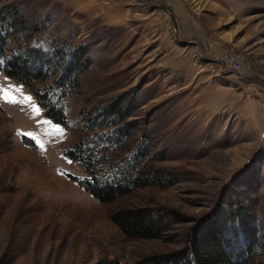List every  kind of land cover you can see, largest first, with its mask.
Listing matches in <instances>:
<instances>
[{"label": "rangeland", "instance_id": "obj_1", "mask_svg": "<svg viewBox=\"0 0 264 264\" xmlns=\"http://www.w3.org/2000/svg\"><path fill=\"white\" fill-rule=\"evenodd\" d=\"M0 89V264H164L236 211L264 264V0H0Z\"/></svg>", "mask_w": 264, "mask_h": 264}, {"label": "trees", "instance_id": "obj_2", "mask_svg": "<svg viewBox=\"0 0 264 264\" xmlns=\"http://www.w3.org/2000/svg\"><path fill=\"white\" fill-rule=\"evenodd\" d=\"M8 61L6 64V69L4 70L8 75L16 77L22 82L31 83L32 72L28 74L25 70L26 68L19 63V61L14 60ZM31 76V77H30ZM117 111L118 115L116 122H120L124 119L125 114H123V110L117 106L113 107V110L108 112V114H112L113 111ZM53 108H49L46 112L47 116H53L54 119L58 122H62L60 118H58L57 114L52 112ZM97 194V193H96ZM104 199V198H103ZM142 214L137 210H129L124 209L123 211H118L113 215V219L121 225V227L126 230L131 229L135 232H140L145 230L144 226L141 222H139V218L141 219ZM216 217V218H215ZM215 217L209 218L199 224L196 229L192 227V231L190 232L189 242L184 248L183 251L175 252L171 254L167 260L168 263L164 264H178L179 261H183L184 264H243L241 261V255L238 254L234 249H228V241H227V233H231L224 228V226L231 222L232 219H239L241 215L238 211L232 212L228 217L223 213L219 215V219L217 220V215ZM245 216H242L240 225L245 226V229L241 230L242 233L247 235V237L251 240L256 238V232L253 229L249 228V225H246ZM231 227V226H230ZM241 233V234H242ZM191 255V259H187V257ZM160 264V263H159Z\"/></svg>", "mask_w": 264, "mask_h": 264}, {"label": "built area", "instance_id": "obj_3", "mask_svg": "<svg viewBox=\"0 0 264 264\" xmlns=\"http://www.w3.org/2000/svg\"><path fill=\"white\" fill-rule=\"evenodd\" d=\"M220 60L221 61H225L226 63H228L230 65V67L234 71H238L241 68V65H242V63H241L240 60H238L237 58H235L234 56H232L228 52H225L224 55L222 56V58Z\"/></svg>", "mask_w": 264, "mask_h": 264}, {"label": "snow or ice", "instance_id": "obj_4", "mask_svg": "<svg viewBox=\"0 0 264 264\" xmlns=\"http://www.w3.org/2000/svg\"><path fill=\"white\" fill-rule=\"evenodd\" d=\"M0 91H3V89H0ZM25 99H28V100H30L31 99V97H25ZM14 102V101H13ZM36 111H37V114L39 113V110L38 109H36ZM28 135H31L30 133L28 134ZM41 147H42V145H41Z\"/></svg>", "mask_w": 264, "mask_h": 264}, {"label": "water", "instance_id": "obj_5", "mask_svg": "<svg viewBox=\"0 0 264 264\" xmlns=\"http://www.w3.org/2000/svg\"><path fill=\"white\" fill-rule=\"evenodd\" d=\"M221 63H222V64H221L222 68H224V67H223V64H224V62H223V61H221Z\"/></svg>", "mask_w": 264, "mask_h": 264}]
</instances>
